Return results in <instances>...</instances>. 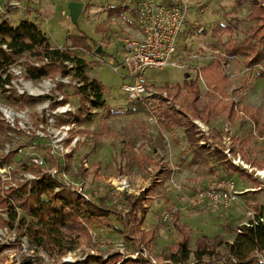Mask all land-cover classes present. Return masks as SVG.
<instances>
[{
  "label": "rangeland",
  "instance_id": "1",
  "mask_svg": "<svg viewBox=\"0 0 264 264\" xmlns=\"http://www.w3.org/2000/svg\"><path fill=\"white\" fill-rule=\"evenodd\" d=\"M71 2L83 4L76 23L70 17ZM137 3L138 0H0V22L6 20L13 26L23 20L34 22L53 48L69 46V36H87L91 41L87 51L78 49L76 54L88 61V74L105 86L107 102L106 109L95 111L98 114L91 123H79L80 99L74 95L79 84L72 77L57 74L53 78L29 80L25 77L24 64L27 60L35 62L26 57L10 66L7 74L0 73V79L10 74L13 80L4 90L0 83V234L4 233L0 236V264H22L23 260L31 258L37 264H75L89 256L110 261L117 254L121 255L122 262L146 256L137 254L142 248L137 250L136 243L124 241L123 227L114 217L110 226L103 221L93 225L88 242L83 240L75 252L63 255L57 251H37L30 245L26 254L22 247L25 237L11 228L15 225L10 223L7 197L24 184L30 187L43 175L51 177L54 173L67 189L80 191L95 202L107 193L111 194L112 202L121 201L124 192L146 195L150 212L143 228H159L155 247L144 257L150 261L151 257L167 253L168 247L178 239L172 220L163 219L165 211L173 216L176 207L187 210V218L183 217V221L191 226L188 227L194 247L202 236L211 239L223 236L234 241L236 233H229L226 227L235 229L238 224L248 223L254 219L258 208H264V77L259 74L261 66L249 69L242 59H228L222 65L227 79L223 92L218 91V98L213 97L216 101H235L245 115L246 109L249 110L250 116L244 115L231 123L227 117L215 114L209 124L189 117L199 127V147L222 148L227 159L247 171L251 179L228 176L209 158L205 162L198 160V164L192 162L196 147L189 142L186 129H166L158 114L164 96L171 101V107L181 111V103L163 90L165 85L169 88L183 86L184 80L200 74L217 56H224L221 43L230 39L241 42L247 37L254 26L249 19L253 0L169 1L182 7L186 14L175 56L178 67L149 71L147 77L155 96L129 102L123 91L125 80L109 64H120L123 41L137 35ZM114 9L119 13H111ZM198 85L203 97L212 95L203 78ZM29 98L40 100L32 102ZM65 112L68 113L63 114ZM183 114L188 116L187 112ZM255 117L258 122L253 119ZM39 124L45 126L43 134L38 132ZM66 124L72 126V130L60 133L59 128ZM60 140L63 141L59 143ZM57 144L64 152L52 151ZM35 158L46 159V164L34 163ZM233 160L241 163L235 164ZM81 170H85V176ZM228 181L234 183L239 193L237 201L227 210H220L219 216H214L218 217L216 221L206 222L209 213H205L206 209H192L191 200L200 190ZM182 191H186L185 196ZM15 203L20 202L17 199ZM234 205L242 212L236 215V210L232 211L234 219L230 221L226 212ZM20 216L24 217L23 213ZM200 218L208 224L207 228ZM6 229L15 237L11 244ZM222 260L228 261L229 257ZM110 263L118 264L115 259ZM157 264L162 262L157 260Z\"/></svg>",
  "mask_w": 264,
  "mask_h": 264
},
{
  "label": "trees",
  "instance_id": "2",
  "mask_svg": "<svg viewBox=\"0 0 264 264\" xmlns=\"http://www.w3.org/2000/svg\"><path fill=\"white\" fill-rule=\"evenodd\" d=\"M111 13L119 12L114 9ZM249 19L254 26L247 37L241 42L230 39L221 43L224 56H217L209 67L201 71L202 75L197 73L194 78L184 80L183 86L176 85L173 88H169L168 85L164 86L163 90L167 95L181 103V111L168 106L167 102L161 98L158 114L166 129L173 127L186 129L189 142L196 147L193 151L192 160L194 161L192 162L198 164V160L205 162L209 158L217 163L222 173L251 179L247 171L227 159L222 148L209 150L199 147L197 138L200 134L199 127L190 119L195 118L209 124L211 117L216 114L227 117L231 123H236L245 115L235 101L230 99L216 101L213 97L216 96V92H223L222 88L227 79L222 65L227 63L228 59H242L249 69L261 66L262 70L259 74L264 77V0H253ZM68 41L69 46L53 48L49 38L34 22L23 20L18 26H13L8 21L2 20L0 22V73L7 74L10 66L15 65L19 58L26 57L35 62L27 60L24 64L25 77L29 80L53 78L57 74L72 77L79 84L74 91V95L80 99L78 109L80 118L77 120L79 123H91L94 116L98 114L95 111L107 107L104 97L106 89L100 81L88 74V61L76 54L78 49L87 51L89 42H91L89 38L85 35L69 36ZM201 78L211 91L210 97H203L201 94L198 85ZM12 81L10 74L6 79H0L3 90L5 86H11ZM29 99L32 102L40 100L39 98ZM184 112H187L188 116H185ZM245 112L250 116L249 110L246 109ZM253 119L258 122V117ZM121 153L123 154V151ZM84 171L81 170L83 176H85ZM167 171L166 169L165 172ZM29 186L24 184L16 193L15 190L11 191L12 194L7 197V203H9L7 212L10 223L15 225H11V228L26 236L37 251H57L63 255L75 252L83 240L88 242L93 225L103 221L110 226L113 217L123 227L121 235L124 241L136 243L137 250L141 247V250L148 251L158 239L159 228L157 226L149 231L143 228L149 212V206L146 204L147 197L144 194L137 196L124 192L121 201L112 202L111 194L107 193L95 202L90 199L86 200L77 192L70 191L59 181L47 175L41 176ZM17 199L19 204L15 203ZM19 212L23 213L24 217H21ZM173 225L179 239L167 253L157 257L162 264H203L206 262L210 264H227L226 262L228 264L229 262L230 264H264L260 258V256L264 258L263 207L257 209L249 225L238 224L235 229L229 225L226 227L229 233H236L232 242L223 236L212 239L202 236L192 247L190 229L180 223L178 211L174 212ZM120 257L121 255L117 254L111 259H115L118 264H151L149 259L142 256L136 261L129 259L122 262L119 260ZM223 257H229V260L223 261ZM110 261H105L99 256H89L84 261L75 264H112ZM35 263L34 259H26L22 262V264Z\"/></svg>",
  "mask_w": 264,
  "mask_h": 264
},
{
  "label": "built area",
  "instance_id": "3",
  "mask_svg": "<svg viewBox=\"0 0 264 264\" xmlns=\"http://www.w3.org/2000/svg\"><path fill=\"white\" fill-rule=\"evenodd\" d=\"M169 1L171 0H167V2L138 0L136 5L137 35L132 39L123 41L120 64H109L112 70L121 75L125 80L123 91L129 102H138L155 96L154 94L156 93L150 89L147 77L149 71H163L169 67H178L179 62L175 60V56L178 53L180 36L185 25L186 14L182 7L169 3ZM164 98L168 99L165 96ZM164 98L163 100H165ZM165 101L168 106L172 105L171 101ZM66 113L68 112L63 114ZM38 126V132L43 134L45 130L44 124H39ZM72 128V126L66 124L62 125L59 129L60 133L63 130L67 134ZM62 141L63 140H60L59 143ZM52 151L58 153L59 151L64 152V149L61 145L57 144L53 147ZM41 159L42 158H35L33 162L40 165L46 164V159ZM234 160L233 162L235 164L241 163H237ZM29 176H31V174ZM51 178L60 182V177L58 179L54 173L51 174ZM32 179L34 180L35 177ZM77 193L86 200H89L88 196L82 192L77 191ZM238 195L239 193L235 191L234 183L231 181L221 182L213 184L209 189L200 190L191 200L190 207L199 210L202 206L207 205L211 212H220V210H227L230 205L234 204L238 199ZM163 219L165 221L171 220L172 214L165 211ZM245 224L249 225V222ZM3 235L4 233L0 234V236ZM6 237L10 244L15 241V237H12L8 229H6ZM24 237L26 242L22 247L24 248L23 251L28 254L27 247L29 246L31 248V244H29V239L26 236ZM138 253H143V256H149L146 249L137 252V254ZM70 255L72 254L70 253ZM260 258L264 261L262 256H260ZM151 259L153 264H157L156 258L151 257ZM16 260L20 262V258L17 257ZM35 264H37V262Z\"/></svg>",
  "mask_w": 264,
  "mask_h": 264
},
{
  "label": "crops",
  "instance_id": "4",
  "mask_svg": "<svg viewBox=\"0 0 264 264\" xmlns=\"http://www.w3.org/2000/svg\"><path fill=\"white\" fill-rule=\"evenodd\" d=\"M212 150H214V148H212ZM193 155H194V154H193ZM192 158H193V157H192ZM185 195H186V191H182V196H185ZM236 206H237V205H236ZM236 206L234 205L233 207H231V208L229 209V211L226 212V217L229 218L230 221L234 219V218L231 217L232 211L236 210V211L234 212V214L237 213L236 215H238V213H241V212H242L241 209L238 210L239 208H237ZM201 209H206V210H204L205 213H209L208 216L210 215V218L207 219L206 222H209V221H212V222H213L215 219H218V217H214V216H215V215H216V216H219V214H220L219 212H211L207 205L202 206ZM176 211L179 212V215H180V223H181L182 225L187 226V227H188V226L191 227L189 223H184V221H183V220H184L183 217L185 218V217L188 215V214H187V213H188L187 210H184V209L181 208V207H176V208L174 209V212H176ZM237 211H238V212H237ZM149 212H150V208H149ZM149 212H148V214H149ZM210 212H211V213H210ZM147 217H148V215H147ZM186 218H187V217H186ZM227 218H225V219L227 220ZM202 219H203V218H200L199 220H201V221H202V224H204L205 227L207 228V227H208V224H207L206 222L204 223ZM146 220H147V219H146ZM171 220H172V226L174 227V225H173V216H172V219H171ZM171 220H170V221H171ZM219 220H220V218H219ZM219 220H218V222H219V223H218V227L221 229V228H222L221 225H220V224H221V221H219ZM215 221H216V220H215ZM104 224H105V223H104ZM186 224H187V225H186ZM244 224H245V223H244ZM106 226H108V225H106ZM153 227H154V226H153ZM153 227H152V228H153ZM152 228H151V229H152ZM174 228H175V227H174ZM151 229H145V230H146V231H149V230H151ZM189 229H190V228H189ZM175 232H176V231H175ZM190 232H191V231H190ZM176 234H177V233H176ZM158 235H159V232H158ZM177 236H178V235H177ZM191 236L193 237L192 233H191ZM200 236H201V235H200ZM200 236H199V237H200ZM178 239H179V238H178ZM178 239L176 240V242L178 241ZM156 242H157V240H156ZM176 242H175V243H176ZM175 243H174V244H175ZM174 244H173V245H174ZM155 245H156V243L154 244V247H155ZM171 246H172V245H171ZM171 246H170V247H171ZM170 247H168V248H170ZM168 250H169V249H168ZM156 259H158V258H156Z\"/></svg>",
  "mask_w": 264,
  "mask_h": 264
},
{
  "label": "water",
  "instance_id": "5",
  "mask_svg": "<svg viewBox=\"0 0 264 264\" xmlns=\"http://www.w3.org/2000/svg\"><path fill=\"white\" fill-rule=\"evenodd\" d=\"M83 9V4L80 2H71L69 4V11H70V17L73 23H76L79 16L81 15ZM100 49L98 50V53H100Z\"/></svg>",
  "mask_w": 264,
  "mask_h": 264
}]
</instances>
